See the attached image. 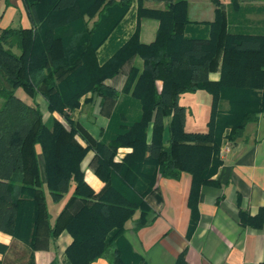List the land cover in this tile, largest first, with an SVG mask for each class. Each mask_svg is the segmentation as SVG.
<instances>
[{
    "label": "trees",
    "instance_id": "1",
    "mask_svg": "<svg viewBox=\"0 0 264 264\" xmlns=\"http://www.w3.org/2000/svg\"><path fill=\"white\" fill-rule=\"evenodd\" d=\"M20 1L29 28L0 31V232L28 247L24 264H34L33 252L63 231L71 238L64 250L68 264H91L107 254L109 264H140L122 238L124 225L135 212L143 223L156 178L190 176V234L199 189L213 184L221 164V142L233 143L264 112V33L231 29L218 0H210L214 16L204 25L188 20L185 1L135 0V28L124 41L115 33L133 0ZM146 2L163 7L148 9ZM238 2H229L233 23L241 10ZM142 18L158 22L149 44L138 39ZM105 43L111 44L110 55L99 61L97 50ZM135 57L140 71L129 68L120 91L108 86L106 81ZM212 72H218L217 81L208 79ZM17 89L28 101L39 95L47 112L63 122H44L35 103L15 96ZM196 91L211 98L206 131L187 133L178 100ZM87 94L116 102L98 139L65 113L77 109ZM119 148L130 152L116 162ZM89 152L91 171L103 184L97 193L80 169ZM68 183L71 195L50 224L45 192L55 199ZM238 216L241 225L258 228L264 210ZM174 264H186L183 252Z\"/></svg>",
    "mask_w": 264,
    "mask_h": 264
},
{
    "label": "crops",
    "instance_id": "2",
    "mask_svg": "<svg viewBox=\"0 0 264 264\" xmlns=\"http://www.w3.org/2000/svg\"><path fill=\"white\" fill-rule=\"evenodd\" d=\"M185 1L187 4V17L191 23L204 25L213 20L214 6L210 0H175ZM220 10L227 14L228 26L233 30L250 33H264V0H239L240 13L236 12L237 21L232 22L230 13V0H218ZM148 9H162V4L146 2L143 4ZM230 20V22H229ZM135 0L129 11L123 17L119 29L115 34L116 40L124 41L135 28ZM20 0H8V6L0 0V30L6 28H29ZM158 22L153 19L139 20V42L149 44L154 40ZM202 28V26H201ZM111 44L105 43L97 50L99 61L105 60L110 55ZM141 69V61L135 57L125 64L120 73L106 84L116 91H120L129 68ZM121 75L122 79L117 78ZM218 72L208 74L210 81H217ZM119 82H121L119 84ZM157 89L160 82H156ZM203 92V91H196ZM194 92V93H196ZM193 93V94H194ZM205 93V92H204ZM206 94V93H205ZM20 99L28 105L32 102L38 106L44 122L55 119L63 122L56 113H48L46 103L42 99L37 101ZM181 96V95H180ZM207 96H209L207 94ZM207 114L200 125L193 120L188 123L186 109L184 115V131L187 133L205 132V124L209 115L211 98L209 96ZM179 101V100H178ZM90 105L98 114L92 116V122L86 121L81 115L78 121L73 116L81 106ZM116 102L92 99L85 95L80 99L77 109L68 115L72 122L79 123L93 138L98 139L105 129L108 118ZM181 106V105H180ZM227 108L222 102L221 109ZM46 110L43 115L42 110ZM101 109H103L102 112ZM100 113L103 116H99ZM206 113V112H205ZM164 120V128L168 124ZM97 126V128H96ZM198 129V130H194ZM150 129L147 131L149 137ZM79 141V140H78ZM80 142V141H79ZM81 143V142H80ZM128 148H119L114 161L118 162L129 153ZM40 177L43 180V166L41 156L37 151ZM93 154L87 153L80 164L83 180L87 186L97 193L103 184L93 175L90 161ZM218 157L221 162L215 174L211 177L213 184L201 186L196 203V217L193 231L188 234L190 211L187 206L190 176L181 173L179 180L173 181L156 178L154 190L147 198L150 211L141 223L138 212L124 225L123 240L130 247L131 253L140 259V264H174L179 253H184L186 264H262L264 263V218L258 228L241 225L239 212L254 216L258 210H264V112L257 115L256 120L247 123L242 135L233 143L223 140L219 147ZM73 186L68 183L65 192L57 193L53 199L50 193L45 192V205L52 224L65 202L71 195ZM76 207L74 206L72 211ZM43 237H47L46 231ZM71 238L61 232L54 241L48 240L46 248L33 252L34 264H68L64 257V250L70 244ZM29 254L28 247L10 235L0 232V264H24ZM110 255L100 258L91 264H109ZM137 264L136 261L135 263Z\"/></svg>",
    "mask_w": 264,
    "mask_h": 264
},
{
    "label": "rangeland",
    "instance_id": "3",
    "mask_svg": "<svg viewBox=\"0 0 264 264\" xmlns=\"http://www.w3.org/2000/svg\"><path fill=\"white\" fill-rule=\"evenodd\" d=\"M1 31V30H0ZM118 80L122 79L121 75L117 78ZM121 82H119L120 84ZM15 96L19 99H26L27 97L22 93L20 89H17L15 91ZM209 96L205 94L204 92H196V93H185L182 94L179 97L178 104L185 107L186 109V116H187V121L188 123H192L193 120L197 123L196 125H200L202 120L204 119V116L207 114L208 110V105H209ZM41 98L37 96V101L41 102ZM0 105H1V100H0ZM103 109H101L100 112H102ZM46 110H42L43 115H45ZM206 112V113H205ZM67 115L70 112H65ZM97 112L94 111V108L90 107V105H85L81 106V109H79V112L73 116L75 121H78L81 115H85L86 121L92 122L93 117L92 116H97ZM99 116H103L102 113H100ZM62 119V117H61ZM193 119V120H192ZM92 125V124H91ZM97 128V126H96ZM198 130V129H194Z\"/></svg>",
    "mask_w": 264,
    "mask_h": 264
}]
</instances>
